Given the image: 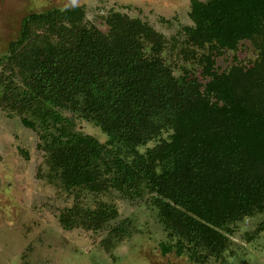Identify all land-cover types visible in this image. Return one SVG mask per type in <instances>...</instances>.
Listing matches in <instances>:
<instances>
[{
  "label": "trees",
  "instance_id": "16d2710c",
  "mask_svg": "<svg viewBox=\"0 0 264 264\" xmlns=\"http://www.w3.org/2000/svg\"><path fill=\"white\" fill-rule=\"evenodd\" d=\"M85 17L72 5L21 19L0 55V104L38 130L50 179L145 191L166 232L163 254L220 258L234 224L264 208V0H189L191 23L169 37L119 10L103 15L106 30ZM246 41L255 57L218 70L217 57ZM174 49L178 74L163 54ZM76 118L106 141L77 130ZM162 130L167 138L139 151ZM116 214L72 205L59 220L97 230Z\"/></svg>",
  "mask_w": 264,
  "mask_h": 264
},
{
  "label": "rangeland",
  "instance_id": "374dc122",
  "mask_svg": "<svg viewBox=\"0 0 264 264\" xmlns=\"http://www.w3.org/2000/svg\"><path fill=\"white\" fill-rule=\"evenodd\" d=\"M72 5L84 6L85 20L100 30L107 29L103 15L108 10L141 18L166 37L191 23L189 0H0V55L17 36L26 14ZM176 50L163 54L178 74L184 60ZM234 57L249 63L255 52L246 41L237 52L217 57L215 66L226 70ZM9 109L0 104V264H264V208L234 224L220 258L196 262L186 254H163L160 244L168 240L149 193L135 197L111 187L66 189L59 179H50L46 152L38 146V130L24 125L19 114ZM75 125L101 143L107 139L91 120L76 118ZM169 132L162 130L139 145V151L167 138ZM104 203L115 207L117 214L100 229L68 228L59 220L60 213L72 205L96 209ZM113 227L116 235L110 232Z\"/></svg>",
  "mask_w": 264,
  "mask_h": 264
}]
</instances>
